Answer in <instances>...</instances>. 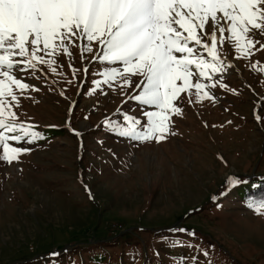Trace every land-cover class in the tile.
Instances as JSON below:
<instances>
[{"label":"rangeland","instance_id":"374dc122","mask_svg":"<svg viewBox=\"0 0 264 264\" xmlns=\"http://www.w3.org/2000/svg\"><path fill=\"white\" fill-rule=\"evenodd\" d=\"M70 51L71 60L56 55V73L40 65L39 78L21 74L39 91L19 96L14 111L45 139L22 145L31 151L19 162L0 163V264H264V215L241 193L264 183V118H255L264 50L250 60L232 54L237 67L220 78L227 88L202 81L215 103L182 93L175 101L182 114L171 116L176 134L159 143H136L103 126L118 109L141 115L123 94L134 86L103 85L102 94L94 81L104 65L82 59L77 46ZM232 175L247 183L229 191Z\"/></svg>","mask_w":264,"mask_h":264},{"label":"snow or ice","instance_id":"6c2138e0","mask_svg":"<svg viewBox=\"0 0 264 264\" xmlns=\"http://www.w3.org/2000/svg\"><path fill=\"white\" fill-rule=\"evenodd\" d=\"M70 46L80 48L82 59L91 56L104 65L95 90L107 95L103 85L113 90L117 83L121 90L134 86V94H123L137 102L141 115L118 109L103 126L136 143H159L176 134L171 116L182 114L175 104L182 93L215 103L217 97L202 81L227 88L220 78L237 67L232 54L250 60L254 51L264 50V0H0V163L19 162L31 151L22 145L45 139L38 126L20 122L14 111L19 96L39 91L21 74L39 78L40 65L56 73L62 67L56 55L73 59ZM258 63L251 64L253 70ZM82 70L89 73L87 66ZM134 77L139 79L134 82ZM255 118L258 123L264 118V99ZM226 183L230 191L247 181L232 175ZM247 207L264 215V197L249 199ZM174 231L196 235L183 228Z\"/></svg>","mask_w":264,"mask_h":264},{"label":"trees","instance_id":"16d2710c","mask_svg":"<svg viewBox=\"0 0 264 264\" xmlns=\"http://www.w3.org/2000/svg\"><path fill=\"white\" fill-rule=\"evenodd\" d=\"M241 193L243 194V197L246 201L249 199H260L264 197V183L253 182L251 183L250 187L243 189Z\"/></svg>","mask_w":264,"mask_h":264}]
</instances>
